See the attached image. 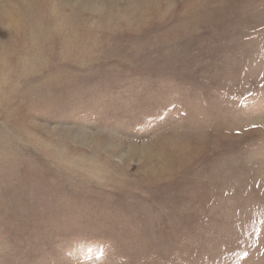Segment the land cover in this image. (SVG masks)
Masks as SVG:
<instances>
[{
    "label": "rangeland",
    "instance_id": "374dc122",
    "mask_svg": "<svg viewBox=\"0 0 264 264\" xmlns=\"http://www.w3.org/2000/svg\"><path fill=\"white\" fill-rule=\"evenodd\" d=\"M0 264H264V0H0Z\"/></svg>",
    "mask_w": 264,
    "mask_h": 264
}]
</instances>
